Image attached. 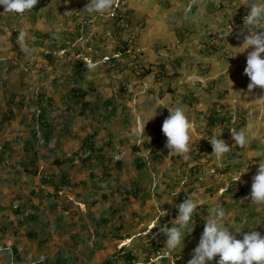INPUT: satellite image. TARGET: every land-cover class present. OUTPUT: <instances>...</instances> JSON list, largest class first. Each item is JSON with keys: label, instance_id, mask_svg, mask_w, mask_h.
<instances>
[{"label": "rangeland", "instance_id": "1", "mask_svg": "<svg viewBox=\"0 0 264 264\" xmlns=\"http://www.w3.org/2000/svg\"><path fill=\"white\" fill-rule=\"evenodd\" d=\"M196 1L195 5H190L192 14L189 16H193L192 19L195 21V25L200 19V24L195 26L199 30L197 28L194 30V37L191 34L186 36L187 41L190 40L187 45L191 44L192 48L184 52V64L178 63L175 58L178 57L176 54L177 46H181L185 42L180 40L185 35L183 33L185 30L177 28L175 21L170 18L168 24L173 28L172 35L176 39L174 41L166 42L165 40V42H161L162 45H159L160 47L158 46L150 53L151 49L146 50V47L138 45L145 36L138 37L139 29L130 28L131 23H134L132 19L134 14L132 10L126 8V0H115L110 12V17L113 18L111 28L114 27L113 31L115 32L105 33L97 44L94 37V43L90 42L88 44L87 42L89 41L86 42V50L88 51L89 48V53L96 54L94 59L97 61H94L96 64L93 69L97 70L98 76L102 77V79L104 77L109 78L110 81L114 79L113 85L115 88H113L110 81L112 88H107L112 92L110 95L111 99L126 95L133 104V106H130V111H132L131 121L136 125L138 133L132 132L131 145L136 150L131 147L129 150H125L123 145L114 146L110 142L104 147L101 146L104 153L100 154L101 149H95L91 140L94 135H91V138L88 137L87 140L86 138L85 140L83 139L80 144L73 139L76 137V127H50L51 124L43 127L46 122L43 121L41 116H36V114L34 115L35 123H26L22 111H30L32 103H29V101L26 103L25 100L22 102V98L25 97L26 93L32 92L35 87L29 78L31 74L30 65L28 62H22L23 69H25V85L23 87L25 91L22 90L21 94L13 93L9 95L4 107L5 110L7 109L5 120L9 121V123L0 122V131L3 135L0 137V207L10 208L11 212L7 218V221L10 219V225L17 227L19 220L17 221L15 216H18V214L20 215L21 223L24 220L30 223L35 222L34 225L29 223V229L31 230L28 232L36 235L42 242L34 241L28 236V232L24 234V231L21 230L12 235L7 234L9 228H5L0 220V264H124L125 254L120 255L116 249L113 250L112 240L109 238V229L106 227L107 222L97 224L98 235L92 237L93 230L89 226V222L92 221L90 216L88 218L85 217L84 220L83 216L78 214V210L81 211V202L87 201L91 203L94 201L96 204H94L93 208L97 207L100 211L97 214L95 212L96 209H94L92 212H86V214L94 212V217L98 218L100 215V219H102L101 217L105 213L108 214L104 205L108 197L113 204L118 206V202L122 201L129 191L134 190L133 184H135V181H139L140 188L143 189L139 193L143 194L140 198H148L147 203L152 202V206L155 207V214L152 212L146 214H141L140 212L138 214L139 211L136 210L137 217L133 216V222L127 225L131 233H136L138 229L144 226L146 228L150 225V220L155 223V225L153 224L154 232L148 233L151 236L155 233L152 238L146 239L145 237L147 236H145L141 243H138L139 238H134L132 244H130L131 250L135 251L136 254L135 261H133L136 263L134 264H145L152 255H157L162 250H166V236L157 227L161 225L163 227L164 225L171 227V222L177 215L176 205L187 198V192L173 194V191L179 188L181 190L184 186L186 188L190 187L189 189L192 190L200 185L199 189L210 187V179L208 180L207 178L212 177L211 175L214 176L217 170H213L212 174H209L210 170L205 165L215 156H211L212 147L208 140L201 137L205 135L211 136L213 128L217 131V134L223 130L224 136L221 139L231 148L225 155L228 159L227 161L233 167L232 172H240L242 168L249 167L251 162H253V165H258L259 162L264 161V131H259L258 127H248L251 125L253 111L260 109L261 106L264 109V103L254 101L259 96L264 95V90L254 89L249 92L247 88L249 83L245 85V81L250 82L249 78L244 74L246 57L248 52L253 49L249 48L235 57L236 50L233 49L242 45L243 36L247 34L248 25L246 22L244 23V19L250 11L247 6L254 0H207L209 2L206 5L213 6L212 14L214 15L215 13V19L208 22L206 26L201 24L202 16L200 15L203 12L198 10L201 4H199L198 0ZM71 5L75 6V3ZM72 6L67 5L71 10H65L66 7L62 12L63 15L67 18H72L70 22L74 25L73 29L77 31L79 36L81 35V38H84L82 36L84 35V40L91 39L89 34L92 32V21L94 18H98L99 15H92L93 17H91V15L82 12L85 6L83 8L78 6L76 9L75 7L73 9ZM139 6L141 7L142 4H139ZM154 6L155 3L152 2L149 4V9ZM141 9L143 13L148 11L144 10L145 8L143 7ZM25 15L26 13L20 19L6 16L10 31L15 32L14 34L19 31L21 21ZM87 18L92 19L89 21ZM139 24L140 26L142 24V28L147 25L142 20ZM117 25L119 27H116ZM140 26L138 25V27ZM256 28L257 30H264V21H261ZM49 36L50 38L47 37V44L51 45V43L55 42V39L53 35L49 34ZM115 36L118 38H115ZM107 40H110V42L105 45ZM114 41L117 42V45L115 44L113 47ZM61 42H63V39L61 41L58 39L57 44ZM109 45H111L113 54H106L108 53L106 49ZM60 49L51 51L46 50L44 47L41 50V56L42 58L44 56L56 57L59 55L58 50ZM66 50H68L66 52H71L73 48L68 45ZM120 53L124 55H120ZM120 56L125 57L127 61H123L122 59L124 58ZM161 58L162 60H158ZM114 60L118 61L115 62ZM136 61L140 64L139 67L134 64ZM131 63L132 66L137 67L130 73L126 66H129L128 64L131 66ZM160 65H165L167 69V73L164 76H161L157 70L162 67ZM95 70H92V72L94 73ZM75 73L73 72V76H75ZM186 74H193L194 77L196 75L207 77L208 81L203 83L201 87L199 81L193 80L195 85L189 89V91L191 90L189 95L191 98L186 100L189 104L182 106L184 109L186 108L184 111L193 125L190 151L183 155L169 154V150L166 148V137L162 131H157L156 127H162L164 119L169 115V113L162 110L164 105H177V101L181 102L178 97L180 96L179 94H187V89L178 92V89L172 84V81L177 76L186 77ZM228 77L233 78L229 80ZM233 83H237V87ZM1 84H3L2 80H0V87ZM241 84H243V88L239 86ZM98 87L104 89L100 82L99 84L92 83L86 87V92L92 101L94 103L98 102V104L88 107L87 110L91 114L96 112L97 108L103 110L101 107L106 108L109 106L108 101L101 102L99 96H102L100 94L102 91ZM74 89L72 88L71 93L75 91ZM8 90L7 93L13 91L10 88ZM118 92L119 94L116 97ZM164 100L166 103H163ZM186 101L183 104H186ZM100 104L103 106L100 107ZM86 108H84V111ZM188 109L190 110L188 111ZM124 110H129L128 106L124 107ZM106 111L104 110V112ZM258 113L264 116V111ZM76 115L77 111L71 119L69 116L64 119L63 115L62 120L58 118L53 124L58 126L59 122H61L67 126V123L72 121L73 126H76V122H78L80 127H84L83 118L85 113L83 116L78 114L77 117ZM120 117L121 119L124 117L125 120L129 119L128 113H124ZM259 118L262 119L260 116ZM153 127H155V130H153ZM47 128L48 137L44 135L47 134V130L46 133L43 130ZM241 128L248 129L251 137L250 142L245 146L235 145L231 137L230 130H239ZM54 135H59L63 140L57 138L51 141ZM65 138H68L67 142L64 141ZM25 139L31 141V147L35 150L34 157L32 152H26L27 145L25 144L26 147L23 145ZM69 140L73 142L70 143ZM126 140H131V135ZM60 146H62V149ZM110 154L122 159L121 161L123 162L120 165H113V162L108 161L105 165V155ZM101 155L102 157L98 158ZM109 166L111 167L110 169L108 168ZM258 166L255 168H258ZM112 169H114V173L110 177L105 174L106 179L95 177L92 180L96 171L101 174L100 171L107 173L108 170L111 171ZM218 169H222V167L218 166ZM33 170L34 174L32 173ZM91 173L93 174L92 178L90 177ZM64 175L67 177L65 179L67 181L62 182V187H64L61 189L63 192L57 193L51 190L46 195L47 198L44 195L45 199L50 200L51 203L56 201L55 203H57V206L59 204V208L65 205L61 209V224L53 227L51 223L52 220H55L54 218H50L47 223L42 224L49 217L44 216L39 207L35 209L21 205L22 196L20 197L18 191L30 189L39 193L38 188L40 186L43 187L45 184H49L50 188H54L55 185L60 186V181L63 180ZM91 189H94V195H92L93 192H89ZM112 191L116 193V197H113L114 193ZM51 193L52 197H49ZM134 194H136V191ZM37 195L39 196V194ZM170 200H172L171 203H168ZM37 201L40 202L38 199ZM158 202H165L160 205L162 210L167 213L163 217L159 215ZM34 204L40 206L37 205V202H34ZM45 204L48 205V203ZM101 209L103 210L101 211ZM123 213L124 215L129 214ZM135 218L137 219L135 220ZM137 220H139L138 223H136ZM76 221L79 222L78 227H76ZM4 224H6L5 221ZM38 225L43 229L39 228ZM198 225L199 221L195 219L189 224L188 229H185L188 232L184 235L185 242L184 247L182 246L184 248L182 252L179 251V248L172 251L173 253L169 251L172 255L173 264H187V261L191 259V253L198 244L196 237H194L197 233L196 227ZM33 228L35 231H33ZM259 232L264 233V229L260 227ZM112 233H114L113 229ZM19 238H23L24 241L22 242ZM21 243L24 245L22 249L26 251V256L30 257L27 261H23L17 255L18 251H20ZM28 243H31L30 247ZM81 256L83 258H80ZM147 256H149L148 260ZM154 264L172 263L168 259H163ZM212 264H215V259Z\"/></svg>", "mask_w": 264, "mask_h": 264}, {"label": "crops", "instance_id": "2", "mask_svg": "<svg viewBox=\"0 0 264 264\" xmlns=\"http://www.w3.org/2000/svg\"><path fill=\"white\" fill-rule=\"evenodd\" d=\"M88 2L89 0H50L49 3H47L37 12L35 13L26 12L24 19L21 21L20 29L16 34H14L15 32L10 31L9 22L6 17L8 13H4L3 8L0 7V70H1L0 80L3 81V84H1L0 87V109H1L0 122L4 124L9 123V121L5 120L6 119L5 112L7 109L5 110L4 108L6 105L5 102L7 101L9 95L13 93L21 94L22 90L25 91L23 89L25 85L24 83L25 69H23L22 62L24 63L28 62L31 71L29 78L31 79L35 89L32 92L26 93L25 97L23 96L24 98H22L23 99L22 102L25 100L26 103H28V101L29 103L30 102L32 103L30 111H24V110L22 111V114L24 116L23 118L26 119V123L27 122L30 124L35 123L34 115L36 114V116L37 115L41 116L43 118V121L46 122V124L43 127H45L47 124H51L50 127H76L77 133H76V137L73 139H75V141H77L79 144L82 142L83 139L85 140L86 138L87 140L88 137L94 135V137L91 140L94 143L95 149H101L102 148L101 146L104 147V145H108L111 142L113 143L114 146L123 145L124 146L123 149L129 150L130 147L134 148V146L131 145L132 132H135L136 134L138 133L136 125L134 124L133 121H131L132 111H130V106H133V104L129 100V97H127L126 95H120L119 98L111 99L110 95L112 94V92L111 90L107 89L108 87L112 88L109 83L110 79L106 77L102 79V77L98 76V72L96 73L97 70L93 69V67H89V65L92 63H94V65L96 64L94 62L97 61L96 59H94V57H96V54L93 55L92 53H89L90 49L88 48L87 51L85 48L87 46L86 45L87 41H89L87 42L88 44L90 42L94 43L93 39L95 38V43L97 44L99 39L104 37L105 33L115 32L113 31L115 28L114 27L111 28V24L113 23L112 21L113 18L110 17V13L93 14L95 16L99 15V17L94 18V20L92 21V32L89 34L91 39L84 40L85 36L82 35L84 38H81V35L79 36L77 34V31L73 29L74 25L72 22H70L72 21L71 20L72 18L71 17L67 18L62 13L63 10L67 7V5L72 6L71 4L75 3V6L72 7L73 9L74 7L76 9L78 6H81L80 8H83L84 6L87 5ZM152 2L155 3V6L152 9H149V4H151ZM198 2L199 4H201L198 10H201L203 12V14L200 15L202 16L201 24L206 26L208 22H210L212 19H215V13L214 15L212 14L213 6L206 5L209 2L207 0H198ZM196 3H197L196 0H136V1L126 0V5H125L126 8L128 10H132L134 14V16L132 17L134 23H131L130 28L139 29L138 37L142 35L145 36V38L142 39L141 42L138 43V45L141 47L143 46L146 47V50L151 49L150 51L151 53L159 45L160 46L162 45L161 42H165V40L166 42H169L171 40L174 41V39L176 38H174V35H172L173 28L170 27V25L168 24L171 18L172 21H175L177 28H182L183 30H185L183 32L185 33V35L182 36L180 39L185 42H183L181 46L180 45L177 46L178 50L176 54L178 55V57L175 58L178 60V63L184 64L185 59L183 54L185 51H189L192 48L191 44L187 45L188 41L190 40L187 41L186 36L191 34V36L194 37L193 34L194 30L196 28L199 30V28L195 26H198L200 24V19L197 25H195L194 23L195 21L192 19L193 16L191 17L189 16L192 14V10L190 11L191 8L190 5L191 4L195 5ZM139 4H142L141 7L145 8L144 10H148V11H145L143 13ZM67 9L71 10L68 7L65 10ZM91 17L93 16L91 15ZM87 19L90 21L92 18L91 19L87 18ZM141 20L147 24L144 25L143 28H142V24L141 26L139 24ZM138 25L140 27H138ZM116 27L119 26L117 25ZM20 31H24L27 33V36L24 41L17 40L18 33ZM49 34L50 35L55 34L56 36H58V38L55 39V42L51 43V45L47 44V37L50 38ZM115 38L118 37L115 36ZM58 39L60 41L63 39V42L57 44ZM27 41L32 43H28ZM108 42H110V40H107L105 45L108 44ZM24 44H26L27 47L31 49V54L28 55L27 57L21 51V48ZM115 44L117 45L116 41L113 42V47ZM68 45L73 48V50L71 51L72 53L66 52L68 51L66 50V46ZM44 47L46 50H51V51L56 50L58 48L61 49L58 50L59 55L56 57L44 56V58H42L41 50H43ZM106 51L108 52L106 54H110V53L113 54L111 50V45L107 46ZM123 53H120V55H124ZM120 57L124 58L122 59L123 61H127L125 57L123 56ZM139 57H140V53H139ZM158 60H162V58ZM117 61L118 60H116L115 62ZM134 64L135 65L137 64L138 67L140 66V64H138L137 61ZM159 64H163V63H159ZM128 65L129 66L126 67L128 72L130 73L133 72V69L137 67V66H132V63L131 66L130 64ZM160 66L162 67L157 70L159 71L161 76L166 75L167 69L165 65H160ZM81 67L82 69H80ZM92 70H95V72L93 73ZM73 72L74 73L76 72L75 76H73ZM192 75L193 74H186V77L177 76L172 81L173 86L178 89V92H180V90L187 89L186 90L187 94L180 93L179 94L180 96L178 97L181 100V102L177 101L176 102L177 105H170V106L163 104L164 109L162 110L169 113L167 108H174L172 106L175 107L187 106V104L189 103L186 100L191 98L189 97L191 93V90L189 91V89L195 85L194 81L195 80L199 81L201 87L203 86V83L205 82L207 83L208 81L207 77L197 76V75L196 77H194V75L193 76ZM231 78L233 77H228L229 80ZM99 82L100 85L104 86V89L98 87L99 90L102 91V93H100L102 96H99V98H101V102L108 101L109 106L106 108H102L101 106L103 105L100 104V107L103 110L97 108V111L91 114V112L87 110L88 107H91L92 105H96L98 104V102L94 103V101H92V99L89 97V94L86 92L87 91L86 87H88L92 83L99 84ZM110 82L112 83L113 88H115L113 85L114 79H111ZM248 83H249L248 81H245V85ZM5 85L7 90L8 88H10L13 91L7 93ZM233 85L237 87V83H233ZM242 85L243 84L239 86L243 88L244 86ZM72 88H75L74 89L75 91L73 90L74 92H76L75 94L82 92L83 93L81 95L82 97L80 98V96H78L74 98L75 96H72L73 92L71 93ZM118 94L119 92L116 94V97ZM184 101H186L187 103L183 104ZM164 102L165 100L163 101V103ZM157 103L159 102L157 101ZM126 106H128L129 110H124V107ZM84 108H86L85 111ZM104 110L107 111L104 112ZM189 110L190 109H188V111ZM76 111H77V115L79 114L80 116H83L85 113V117L83 118L84 127H80L78 122H76V126H73L72 121H69L67 123V126H65V124L61 122H59L58 126L53 124L54 122H56L55 120H57L58 118L62 120L63 115H64V119H66L67 116H69L70 119L73 118ZM260 111H264L262 106L260 109L258 108L257 110L253 111V115L251 118V125L248 126L247 124V126L258 127L259 131L260 130L264 131V116L258 113ZM124 113H128L129 116L128 120H125L124 117L123 119H121L120 115H123ZM259 116L262 119H260ZM161 121L163 120L161 119ZM153 128H154L153 130H155V127ZM43 130L44 133H46L47 130V134L44 135L48 137L49 135L48 128ZM156 130L161 131V127H156ZM214 131L215 130L213 128L212 132ZM215 132L217 133V131ZM219 133H222L221 135L222 138V136H224L223 130L220 131ZM130 135H131V140H126ZM1 136L3 135L0 131V137ZM137 136H136V140H137ZM57 138L60 140L62 139L61 137H59V135H54V138L51 139V141H54ZM68 138H65L64 141L68 140ZM263 138H264V134H263ZM69 142L72 143L73 141L69 140ZM25 144L27 145V147L25 146ZM23 145L24 147H26V152L27 151L32 152V156L34 157L35 150L31 147L32 145L31 141L25 139L23 141ZM60 147L62 149V146ZM103 153L104 151H102L101 149L100 154ZM100 157H102V155L99 156L98 158ZM104 159H105L104 162L105 165L106 163H108V161L113 162V165L116 164L120 165V163L123 162L121 161L122 159H118L116 158L115 155L112 156V154L105 155ZM227 160L228 159L226 155L220 160H218L216 157H213L205 165L210 170L209 174H212L213 170H217L214 176L211 175L213 178L212 177L207 178L208 180L210 179L211 182V183L209 182L210 187H206V188L204 187L203 189H199V187L201 186L200 185L192 190L189 189L190 187L187 186L188 188H186V186H184L181 188V190L179 188L173 191V194H178L180 192L183 193L187 192L188 193L187 197H189L193 192H197L199 190L203 191V192L200 191L201 204L198 205L196 211L193 214V221L195 219L196 220L198 219L199 221V225L196 227L197 233L194 235V237H196L197 243L199 241L200 235L203 232L205 220L210 214L209 212H213L217 204L220 205L225 211V218L223 220V223L226 226H228L230 230H235L237 227H239L242 232H246L253 229L259 232L260 227L264 229V205L261 206L254 205L251 203L250 200L252 177L256 174L258 168L255 167L258 165H253V162L249 163V167H247V172L241 176V180L239 182L235 183V181L233 180V176L238 172L236 173L232 172L233 167ZM218 166H221L222 169H218ZM108 168L110 169L111 167L109 166ZM245 168H242L241 170ZM98 172L99 171H96L94 175L92 173L90 174L91 178L93 175L92 180L95 177L99 179H106L105 174L107 177H110L114 173V169H112L111 171L108 170L107 173H104V171H100L101 174H99ZM32 173L34 174V170L32 171ZM136 175H138V173H136ZM66 178L67 177L64 175L63 180L60 181L59 184L60 186L55 185L54 188L52 187L50 188L49 184H45L43 185V187L40 186L38 188V190L40 191L39 193H37V191L33 192V190L30 189H24L18 191V193H20V197L22 196L21 205L26 207L29 206L30 208H35V209H37L38 207L41 208V212L44 213V216L49 217L46 218V221L42 222V224L47 223L48 220H50V218L55 219L54 221L52 220L51 223L53 227H55L57 224H61L60 222L62 221L60 220L61 209H63L65 205L59 208L58 207L59 204L57 206V203H55L56 201H54V203H51L50 200L45 199V196L51 190H53V192L56 191L57 193H62L63 191L61 188L64 187V186L62 187V182H66L67 181L65 180ZM133 185H134L133 188L134 190L129 191L128 195L124 197L122 201L120 200L118 202L119 203L118 206L111 202L107 194L108 200L104 205H105V211H108V214L105 213V215L101 217L102 219H100V215L98 216V218L94 217L95 214L94 212L86 214V212L88 211L92 212V210L94 209H96L95 212L97 214L100 211L98 210L97 207L93 208L94 204H96L94 203V201H92L91 203H88L87 201L81 202L80 204L81 211L78 210L80 212V213L78 212V214L83 216V219L85 217L88 218L90 216V219L92 221L89 222V226L93 230L92 237H96L98 235L97 224H99L100 222H102V224L104 222H107L106 227L109 229V238L112 240L113 250L115 249L117 251L120 250L119 252L120 255L129 254L132 257L136 258L135 251L131 250L130 244H132L134 238H139L138 243H141L143 237L145 236H147L145 237L146 239L152 238V236L155 235V233H153L152 236L151 234L148 235V233L154 232L153 229L155 223H153L150 220L149 221L150 225H148L146 228L144 226L143 227L144 229L143 228L138 229L136 233H131L128 230L127 225L130 222H133L132 221L133 216L137 217V215L140 214V212L141 214L142 213L146 214L150 212L155 214L154 212L155 207L152 206V202L147 203L148 198L147 199L140 198L141 195L143 194H139V193L143 191V189L140 188L141 186L139 184V181L138 182L135 181V184ZM135 191L137 195L134 194ZM89 192H93L92 195H94V189L89 190ZM113 193H114L113 197H116V193L115 192ZM37 194H39V196ZM50 196L52 197V193L49 194V197ZM37 199L40 202H38ZM34 202H37V205L40 206H36ZM45 203H48V205ZM87 205L89 206L86 207ZM19 209L21 208L19 207ZM102 210L103 209H101V211ZM136 210L139 211L138 214L135 213ZM10 212H11L10 208L6 209L5 207L3 208L0 207V220L3 222V224L2 223L1 224L5 228L7 227L9 228L7 234L12 235L20 230L24 231L23 233L26 234V232L31 230L29 229V225L30 224L34 225L35 222L30 223L24 220L21 223V219H19L20 217L19 214L18 216H15L17 221L19 220L17 222V227L10 225L11 224L10 219L7 221ZM123 212L129 214L124 215ZM136 219L137 218H135V220ZM4 221L6 224H4ZM138 222L139 220L136 221V223ZM78 224L79 222L76 221V227H78ZM164 224H168V223H164ZM38 227L42 228L39 225ZM161 227H163V225L157 227V229ZM112 229L114 233H112ZM33 231H35L34 228ZM186 232L188 231L185 230V233ZM28 233H29L28 236L32 238L34 241L38 240L40 241V243L42 242V240H39L36 235H33L31 232ZM261 235H264V233H261ZM19 239L22 242L24 241L23 238H19ZM98 239L100 240V238ZM237 239H242V233L237 234ZM107 243H109V241H107ZM20 245H21L20 251H18L17 255L23 261H27L28 259H30V257L28 258V256H26L27 253H25L26 251H23L22 247L24 245L22 243ZM28 245L30 247L31 243H28ZM183 250L184 248L182 249L179 248V251L182 252ZM80 258L83 257L81 256ZM124 264H126V262H124Z\"/></svg>", "mask_w": 264, "mask_h": 264}, {"label": "clouds", "instance_id": "3", "mask_svg": "<svg viewBox=\"0 0 264 264\" xmlns=\"http://www.w3.org/2000/svg\"><path fill=\"white\" fill-rule=\"evenodd\" d=\"M38 3L39 0H0V7L3 8L4 13L23 15L34 9ZM113 4L114 0H89L82 12L88 15L108 14L111 12ZM247 7L250 9L244 19V23L246 22L248 25L247 34L243 36L242 45L233 49L236 50L234 57L239 53H244L249 48L253 49L247 54L244 69V74L250 81L247 85L248 91L252 92L254 89L264 90V56H262L264 54V30H257L256 28L261 21H264V0H254ZM26 36V32L20 31L17 40L24 41ZM53 38L56 39L58 36L53 34ZM21 51L26 57L31 54V49L26 44L22 46ZM89 67H95V65L90 64ZM72 96L77 97V94L73 92ZM254 101L264 103V95L259 96ZM167 109L169 115L164 119L161 127V131L166 137V148L169 150V154H186L190 151L193 125L182 106ZM230 131L235 145L245 146L250 142L251 137L248 129L241 128ZM221 135L222 133L217 134L214 131L211 136L201 137L208 140L212 147L211 156H215L218 160L222 159L231 149L221 139ZM258 165L257 172L252 177L250 200L252 204L261 206L264 205V161L259 162ZM246 172L247 167L236 173L233 180L239 182L241 176ZM200 191L202 190L193 192L176 206L177 215L172 220L171 227L160 228V232L166 236L165 251L173 253L172 251L184 247V230L188 229L189 224L193 222V214L198 205L201 204ZM164 203L158 202L157 205L160 217L167 214L160 207ZM213 212H209L198 244L193 249L191 259L187 261V264H212L214 259L215 264H264V235L254 229L242 232L237 227L234 231L230 230L223 223L225 218L223 208L217 204ZM241 233L242 239H237V234ZM165 251L162 250L157 255H162ZM157 255H152V257ZM163 259H168L173 264L172 259Z\"/></svg>", "mask_w": 264, "mask_h": 264}, {"label": "trees", "instance_id": "4", "mask_svg": "<svg viewBox=\"0 0 264 264\" xmlns=\"http://www.w3.org/2000/svg\"><path fill=\"white\" fill-rule=\"evenodd\" d=\"M50 0H39V3L36 5V7L34 9H32L31 11H29L30 13H35L37 11H39L42 7H44ZM83 93L79 92L77 93V97L80 96V98L82 97ZM76 98V97H75ZM120 252V250L118 251ZM135 260L134 257L130 256L129 254H125L124 256V262H126V264H132L133 261Z\"/></svg>", "mask_w": 264, "mask_h": 264}, {"label": "built area", "instance_id": "5", "mask_svg": "<svg viewBox=\"0 0 264 264\" xmlns=\"http://www.w3.org/2000/svg\"><path fill=\"white\" fill-rule=\"evenodd\" d=\"M10 18H13V19H20L23 17V15H16V14H11V13H8L7 14ZM50 54V53H49ZM55 55V54H54ZM163 258H169V259H172V256L170 255V252L168 251H165L162 255H157L155 257H151L148 262H146L145 264H154L156 263V261L160 260V259H163Z\"/></svg>", "mask_w": 264, "mask_h": 264}]
</instances>
